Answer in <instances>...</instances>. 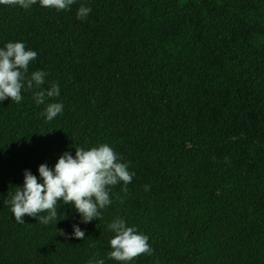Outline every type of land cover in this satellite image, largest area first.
Here are the masks:
<instances>
[{"label":"trees","instance_id":"1","mask_svg":"<svg viewBox=\"0 0 264 264\" xmlns=\"http://www.w3.org/2000/svg\"><path fill=\"white\" fill-rule=\"evenodd\" d=\"M9 42L37 52L29 76L46 72L60 95L37 105L25 84L20 103H0V264H120L107 258L117 217L153 250L131 264H264V0L0 5ZM102 144L135 175L101 219L60 201L48 225L16 222L5 200L26 170L39 180V166Z\"/></svg>","mask_w":264,"mask_h":264},{"label":"clouds","instance_id":"2","mask_svg":"<svg viewBox=\"0 0 264 264\" xmlns=\"http://www.w3.org/2000/svg\"><path fill=\"white\" fill-rule=\"evenodd\" d=\"M75 3L76 0H0V5L19 6L25 10L39 4L42 8L67 11ZM90 12V7L81 5L77 11V19L85 20ZM36 58L37 52L26 50L21 42H9L0 49V103L9 98L11 102L20 103L21 90L25 84L26 90H32L34 87L37 89L33 94L37 105L45 104L46 97H59L58 84L51 83L46 89L43 87L46 84V72L37 70L29 76V65ZM62 111L63 104L53 102L47 104L41 116L50 122ZM121 159L108 144L89 150L76 147L75 158L70 152H65L55 164L54 170L46 164L39 166V180L26 170L23 187L17 186L14 194L9 192L5 204L11 207L16 222L21 224L25 223L26 215L38 218V222L43 225L55 221L58 216L57 204L60 201L64 205L73 206L82 217V223L99 220L102 218L101 210L112 203L110 188L122 182L123 191L126 193L127 185L135 175L129 172L127 163L120 162ZM145 190H149L148 186H145ZM108 228L114 233L109 241V260L131 264L143 254H152L149 237L138 233L136 228L127 226L124 219L117 217ZM63 234L61 232V235ZM74 236L82 240L85 233L74 225ZM89 264H105V261L93 257Z\"/></svg>","mask_w":264,"mask_h":264}]
</instances>
